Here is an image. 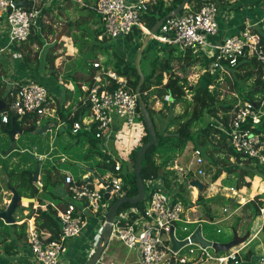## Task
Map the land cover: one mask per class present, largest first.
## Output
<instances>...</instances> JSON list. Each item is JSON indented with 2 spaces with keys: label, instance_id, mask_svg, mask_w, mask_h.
<instances>
[{
  "label": "built area",
  "instance_id": "built-area-1",
  "mask_svg": "<svg viewBox=\"0 0 264 264\" xmlns=\"http://www.w3.org/2000/svg\"><path fill=\"white\" fill-rule=\"evenodd\" d=\"M18 1L0 0V21L4 23L8 41L13 45L29 38L42 16L43 5L51 0H26L29 2L27 6L17 5ZM151 1L95 0L91 8L102 21L104 37L126 38L136 28L145 36L149 29L145 27L143 17ZM219 8L217 0H205L198 8L187 3L181 12H171L164 17L151 39L170 49H175V46L180 52L189 51L192 55H200L203 62L205 60L202 73L229 75L230 69L237 66L240 59L254 58L263 71L264 79V15L255 20L245 18L243 27L237 33L226 35L221 33L218 25ZM93 67L97 71L93 75L92 84L85 89L84 99L89 104V113L81 121L72 124L71 133L75 134L81 127L90 130L94 126L96 139L112 135L121 144V149L113 157H110V152L106 156V162L114 161V171H106L93 178L90 174L92 172L84 173L79 178L70 173L64 175L63 184L68 202L59 213V236L47 241L39 231H29L33 264H65L61 258L66 251L65 240L80 235L89 226L91 216L97 217L98 224L103 227L106 214L113 204L112 199L124 195L123 189L128 187L122 162L129 172L132 171L130 154L134 147L128 148L127 141L134 138L132 135H136L139 128L143 130L138 120L137 94L129 86L125 76L103 68L97 61L93 62ZM8 91L10 99L5 101L4 108L0 111V127L8 122L9 113L18 117L35 114L38 123L40 118L51 116L54 112L49 89L38 81L19 80L13 82ZM233 95L236 101L229 111L227 126L220 129L240 159L255 160L264 165V131H255V127H259L264 118V96L250 101L244 98V93ZM163 99L171 102L168 94ZM114 117L122 121V130L113 129ZM137 137L140 140L141 136ZM123 152L126 153L124 157L120 155ZM192 153L193 158L188 164L196 165V174L204 176L205 161L201 150L192 148ZM154 183L155 181H148L149 186ZM182 214L181 201L174 194L156 187L143 212L131 207L116 210L110 223L108 242L112 238L119 240L124 248L136 253L140 264L240 263L238 253L242 245L226 254H219L210 247L191 242L189 235L193 229H190V221L185 220ZM260 214H264V204L260 207ZM177 224L185 232L182 237L176 234ZM171 231L178 241L187 239V243L173 249ZM219 231L218 229L217 232ZM108 262L109 260L100 258L97 264H109ZM261 263L264 264V259H261Z\"/></svg>",
  "mask_w": 264,
  "mask_h": 264
},
{
  "label": "crops",
  "instance_id": "crops-1",
  "mask_svg": "<svg viewBox=\"0 0 264 264\" xmlns=\"http://www.w3.org/2000/svg\"><path fill=\"white\" fill-rule=\"evenodd\" d=\"M246 1L250 2L251 0ZM50 3L51 2L44 4L43 10L45 9V7L47 8ZM83 4V0H56L55 4L52 5L49 10H45L44 12L42 10V17H46L45 14L49 13L48 23H44V26L39 24L32 30L34 31L33 34L36 33L37 36L40 38L42 42V45L40 46H38L36 42L31 43L29 38L18 45L10 44L7 38V34L2 37V40L0 42V66L2 67V71H0V92H6V90H9L11 88L13 82L19 81L18 79H22L27 76V79L38 81L44 84L49 89L53 98L52 109H54V112L51 113V116L40 118L38 120V123L36 122L37 126H48V129L46 130L44 135H46L48 132H51V141H49V139L44 140V138L42 137L43 134H34L33 136H27L24 135L23 131L21 134L15 135L14 149L10 150L11 148L9 147L7 153L1 155L0 157V161L7 160L8 158L11 159H9V162L7 164H4L6 166L5 169L3 168L4 166L0 164V180L3 183V188L0 186V191L1 189H3L2 191L4 194H0V205H3V207H0L1 209H4L10 201V187L16 188V191L20 196L29 197V191L24 188L22 189L19 187L18 184H15L16 180L12 181V185L7 184V171H19L21 169L26 168L33 170L34 164L30 160L31 156H34L40 159L41 161V167L39 168V172L37 174V183L35 185L38 190L35 196L32 198V201L30 202L31 207L29 206L28 208H26L25 201L19 202L18 207L16 208L13 214L14 222H23L26 224V240L25 238L16 239L13 233L12 237H10L4 243V245H7L9 247L8 251L3 249V245H0V264H8V261L12 262L13 264H33V261L31 259L28 237L29 231H38L35 224V217L33 216V214H35V210L39 205V202L50 203L54 207L61 210L63 203L68 200L67 191L65 185L62 182V178L66 173H70V171L64 170L65 172H60L58 164H60L62 162V159L65 158V154L63 153V151H61V148L62 150L64 149V151H66V142L68 140L72 143H80L78 142V139H82V137H72L70 134H68L69 132L66 130V119H68V116L73 115L76 111L80 109L81 111H83L86 108V102L84 101L86 96L85 89L89 87V85L85 82V76L89 68L88 65L90 63L93 64V62L95 61H98L99 63L101 62L100 64L103 68H105L104 61L108 58L113 59L114 56V50L111 49L110 43L108 42V40L110 39H106L102 35L101 19L95 16V11H93L94 14H92L89 10L83 8ZM249 4H251L249 6L250 9L252 8V11H248L245 14L239 13L241 8L237 10L234 9V7L229 9L228 6L221 7L223 10L219 8L217 20L221 33H224L226 35L237 33L238 30L241 29L240 27H243V22L245 18L255 20L264 15V0H253ZM82 28H85L86 31H83ZM97 29H100L101 32L95 36ZM94 37H97V40H102L101 43L103 45H107L108 50L105 54L96 51V56L90 58L89 55L93 51L87 50L86 48L81 51L80 45H82L83 43L81 44L79 43V41L81 42V40H88V42L91 43ZM135 40L138 39L134 37L132 41L135 42ZM54 44H56L54 47H58L59 55H57L54 50L53 54L57 56L55 57L53 64L48 61L40 62L39 59L41 58V56H43V51L46 48L54 49ZM164 50L166 51L167 47ZM28 52L31 55L30 63H26L23 58V56ZM35 52H38L36 56L38 59V66H36ZM166 52H170V49ZM130 55L131 53L126 56L125 54H123L121 57L129 60ZM107 68L111 69L110 66ZM94 71H97V68L96 70L94 69ZM74 73L76 74L73 78ZM3 84L5 85V88L2 87ZM77 86H79V91L77 90ZM0 101L5 103L1 98ZM122 126V121L117 117H114L113 129L121 128L122 130V128H124ZM10 127H4V124L0 127L3 130V133L7 136L8 142L10 141L8 139L7 133L5 132V129H8ZM16 127L22 129L19 125ZM143 135L144 131L139 128L136 135H132V137L134 138H132L129 142L127 141L128 148L131 149L133 147L136 148V146H139L141 137ZM137 136H141L140 140H138ZM70 138L72 139V141ZM2 143H4L3 140ZM81 144L83 149H85V146H87V148H91V150L96 155H98V153L103 155L105 160L106 156L108 157V152H110V157H113V155H117L118 151L121 149V144L117 143V141H115V138L112 135L103 137L102 139H96L95 142H91L88 140L87 143H84V145L82 142ZM103 149H105V151H103ZM90 155L91 154L89 153V156ZM77 166L82 167L79 164ZM205 166L206 161L205 165H203L204 169L206 168ZM47 172L49 173L50 184H47ZM90 172H93V169ZM224 174L226 180H224V184L222 185L223 189H228L232 192H235V194L231 193V195L233 196L230 197L235 201L234 203L239 204L242 200L241 204L235 205L234 203H232V200H229L227 199L228 197H226V199L233 204V206H231L232 210H230V214L236 215L235 217H241V210L243 204L253 199L256 195L264 193V180L259 176H254L252 179L246 177L245 179L246 181H249L250 186H243L241 188L236 189L234 188V180L231 177H228L226 173ZM256 179L259 181H257V185L256 187H254V182ZM61 183L62 185H59ZM190 187L194 186L190 185ZM261 199L263 200V197ZM238 200L240 201L238 202ZM26 213H30V216L23 218ZM182 217L187 220L183 216V214ZM17 219H19V221H17ZM97 219V217L93 216L90 218L91 222L89 224V227L87 228L89 232H92L94 230L95 225H98ZM244 219H247L246 223L244 222ZM188 220L190 221V223L188 224L190 229L200 228L202 231V235L208 240L222 242L232 240L233 233H229L228 230H223L224 227H222L223 225L221 223L222 220H224L223 218L218 219V223H216L214 220L211 221L218 227V229L222 228V230L220 231L221 239H216L207 236L206 233H204L203 231V225H201V227L200 224H196L192 228L191 225L198 221H193L191 219ZM8 225L9 224H5L4 221L0 219V231H11L12 228ZM263 225L264 214L259 215L252 221H249L248 218H241L240 220H235V222L231 223V225L229 226V229L236 230L238 237L244 236L249 229L253 231V233H251V236L247 237L248 239L246 240V242L242 244V248L238 253L240 262L239 264H262L261 259H264V243L263 239L261 238V233L262 231H264ZM226 228L227 227H225V229ZM240 230L243 231L242 235H240ZM224 231L226 232V234L224 237H222ZM78 237L79 235L76 238L74 237L68 239V241H72L70 243L72 247H74L75 244L76 250L78 248ZM75 248L69 247V250L67 248V250L64 252L65 260L68 262V264H75V258L77 257ZM237 248L238 246H235L232 248V250H235ZM249 249L252 250L251 254L248 258H245V255ZM70 253H73L75 257L73 258ZM103 256H106L105 251ZM113 258V261L115 262L114 264H140L136 253L127 249L122 252H118L117 255L114 254ZM108 263L112 264V261H109Z\"/></svg>",
  "mask_w": 264,
  "mask_h": 264
},
{
  "label": "trees",
  "instance_id": "trees-1",
  "mask_svg": "<svg viewBox=\"0 0 264 264\" xmlns=\"http://www.w3.org/2000/svg\"><path fill=\"white\" fill-rule=\"evenodd\" d=\"M182 1L183 0H152L148 5V9L143 17V23L145 27H147L148 29L153 27V25L157 21L163 19L172 11H174V9H176V7ZM204 1L205 0H189L188 4L193 5L194 8H198L199 5ZM238 1L240 0H218V4L219 7L228 6L229 9L233 7L234 9H237L239 7V4L237 3ZM50 2V5H48L47 8L45 7L43 12L45 10H49V8L55 4L56 0H51ZM83 3V8L89 10L92 14H94V10L91 8V6L95 3V0H83ZM39 24L44 26L42 16L38 21V25ZM82 29L83 31H86L85 28ZM100 32L101 30L97 29L95 36ZM33 33L34 31H32V34H30L29 36L31 43L36 42L38 46L42 45L40 38L36 33ZM140 33V30L136 28L131 34L126 36V39L129 42L134 39V36L140 39V37L142 36ZM96 38L97 37H94L91 43H89L88 40H81V42L79 41V43H83L82 45H80L81 51L84 48L93 51L89 55L90 58L96 56V51L105 54L108 50V46L103 45L101 43L102 40H97ZM55 45L56 44H54L53 47ZM164 47L166 48V46ZM171 50L173 51L172 48ZM144 52H148L147 48L144 50ZM37 53L38 52H35L36 66H38V59L36 57ZM186 53V55L189 56L190 62H192L193 55L189 51H187ZM169 54L173 55L171 52H168V55L165 58L158 60V57H156L152 59L151 70L147 75L144 74L145 80L140 88L142 99L144 100L149 111L156 133V142L148 148L141 161V177L144 181L146 191L145 198L143 201L136 204L123 203L120 205L119 210L131 207L134 209H138L140 212H143L147 206L152 190L156 187H161L164 191L168 192L171 190L174 191V196L181 201L182 205H187L189 203V200L186 201L184 197V194L187 193L186 183L180 184L176 182V185L171 184V180H176V175L175 173H173L174 170L171 169V167L173 166V162L176 158V151L178 149H181L188 141L193 144V147L199 148L204 155L207 152V145H210L209 151H211L212 149H216L214 155L211 153L210 155H205L209 172L213 170L212 166L216 167V170L211 175V180L209 183L214 182L222 172H225L228 177H231L234 180V188L236 189L243 186H250L249 181H246L245 179L246 177L252 179L254 176H259L264 180V165L257 163L255 160L240 159V157L231 149L226 140L225 133L220 129V127L222 126H227L229 111H231L232 106L236 101L234 96L231 97L229 93L225 94L221 98L220 79H223L224 81L229 83V88L232 91L239 93L244 92L245 94L243 96L247 100L253 101L254 99H257V97L260 98L264 96V79L262 78L263 71L258 65L257 61L254 58L246 60L242 58L240 59L237 66L230 69L229 75L225 73L209 74L207 72H204L198 77L195 83L191 84L187 81L186 75L182 76L172 71L171 62L169 61ZM180 54H184V52H180ZM42 55L43 56H41V58L39 59L40 62L48 61L53 64L56 55L53 54L51 48H46L43 51ZM113 55V59L108 58L104 61L105 68L110 66V68L118 75L125 76L128 79L129 86L135 89L139 77L134 67V54L131 61L120 57L115 51ZM30 57L31 55L28 52L23 56L24 61L26 63H30ZM202 64H204V62H202ZM88 66L89 68L86 72L85 82L90 86L93 82V75L96 72L94 71V69L96 70V68L93 67L92 63H90ZM75 74L76 73L73 74V78ZM166 74L168 75V77L167 81L164 82V76ZM248 80H252V82L249 85L248 89H246V82ZM242 86H244L245 88L241 90ZM8 92L9 91L6 90L5 94L3 95L4 97L0 96V98L4 102L10 99L8 98ZM187 92H189L190 94L189 98H186ZM165 94L170 95L171 102H167L163 99ZM155 99H158V101L162 103L161 109L157 111H155L151 107L153 102H155ZM178 103H180L183 107L182 114L178 118H170L168 124L165 125L162 130L158 129L155 125L153 114L162 113V110L165 109L172 115V111L175 105ZM88 105L89 104H86L87 109L85 108L83 111H81L80 109L73 115L68 116V119H66V130L72 137H85L89 141L95 142L96 138L94 135V126H92L90 130H85L83 127H81V129H79L75 134L71 133L72 124L75 121H81L82 117H84V115L88 113ZM137 111L139 113L138 120L143 128L144 135L141 137V144L131 151L130 163L132 168H134L137 150L143 143L149 140L147 128L145 126V123L143 122L138 106ZM205 115L209 116V120H202ZM11 120L14 121L15 126L19 125L24 132H33V130L37 126V116L35 114H26L18 117L16 114L9 113L8 122L4 124V127H10L12 122ZM172 124L177 125L173 130L170 129L172 127ZM195 125L197 126L195 127ZM194 127L195 129H193ZM260 130L264 131V118L262 119L259 127H255V131ZM229 154L232 156L234 155L237 158L236 164L230 165L231 163L229 161ZM216 156H218V159L216 158ZM0 164L4 166V169L6 168L2 161H0ZM102 167L106 171H114V161L111 160L106 162L104 160L102 162ZM46 174L48 177L47 184H50L49 173L47 172ZM103 174L104 173L92 175L91 178H93V176ZM170 175L172 176L169 177ZM6 179L7 184L9 185H12V181L16 180L15 184H18L20 188H24L29 191V198H33L37 193L38 188L35 186L32 180V169L26 168L19 171H7ZM63 180L64 176L62 178V182ZM148 181H155V183L154 185L149 186ZM257 181L259 180H255V186L257 185ZM136 192V180L134 176V169H132V171L128 173V187H125L123 189V193L126 196H134ZM262 197L263 200L261 199ZM116 199L117 197H114L112 199V203H114ZM221 199L222 202L227 201L226 197L224 198L222 196ZM67 202L68 200L63 203L62 209L65 207ZM263 204L264 193L256 195L253 199L243 204L241 210L243 212V215L241 217H237V220H240L241 218H248L249 221H252L256 217L261 215L260 207ZM25 205L26 208H28L29 206L31 207L30 202H25ZM59 210L60 209L54 207L50 203L39 202V205L35 210V214H33L38 231L41 233L42 238L47 241L57 239L59 236ZM29 216L30 213H26L23 218ZM17 221H19V219H17ZM8 226L12 228L11 231H0V245H3V249L7 251L9 250V247L7 245H4V243L10 237H12L13 233L16 239L25 238L26 240L25 223L14 222L12 224H9ZM251 251V249L247 251L245 258L249 257ZM8 264L13 263L8 261Z\"/></svg>",
  "mask_w": 264,
  "mask_h": 264
},
{
  "label": "rangeland",
  "instance_id": "rangeland-1",
  "mask_svg": "<svg viewBox=\"0 0 264 264\" xmlns=\"http://www.w3.org/2000/svg\"><path fill=\"white\" fill-rule=\"evenodd\" d=\"M252 1L253 0H251L250 2H247L246 0L238 1L239 7L237 9L241 8L239 13L245 14L248 11H252V8L250 9V6H249V5H251L249 3H251ZM220 9L223 10L221 7H220ZM220 13H221V11H220ZM45 16L46 17H44V16L42 17L43 23H48L49 13L45 14ZM95 16L99 17V15L97 13H95ZM62 19H63V14H62ZM62 25H63V23H62ZM5 34H6V31L4 28V23L0 21V42L2 40V37L5 36ZM104 38L108 39L107 37H104ZM143 38H144V36H141L140 39L135 40V42H132V41L129 42L125 37L121 36L118 38H111L110 40H108V42L110 43L111 49H113L115 52H117V54L120 57L123 54H125V56H126V55H129L131 53V55L129 56V60L131 61V59L133 58V54L135 57V53H136L135 51L139 48ZM152 42H153V40L151 39L147 45V51L148 52H144V54L141 58V61H140L141 71L145 75H147L151 70L152 59H154L156 57H158V60L165 58L168 55V53L166 51H169V49H170L167 47V50L165 51L164 46H166V45H164L162 43H157L155 41L153 43ZM173 47L175 48V49H173V51L170 49V52L173 55L169 54V61L171 62L172 71L179 74V75H182V76L186 75L187 81L189 83H192V84L195 83L197 81L198 77L202 74V69L205 65V60H204V65L202 66L203 59H201V56L200 55H193L192 62H190L189 56L186 55L187 53L180 54V52L178 51V48L175 46H173ZM51 49L53 52L55 50L57 55H59L58 54V47L57 48L54 47V49L53 48H51ZM0 71H2V67L0 68ZM167 77H168V75L166 74L164 76V82L167 81ZM27 78L28 77L25 76L24 78L18 79V80L29 81V79H27ZM251 82H252V80H248L246 82V84H247L246 89H248ZM5 84H6V81H5ZM72 84H73V82H72ZM6 86H9V85H6ZM2 87L5 88V85L3 84ZM244 88L245 87L242 86L241 90ZM77 90L79 91V86H77ZM220 91H221V98L227 93H229L231 97L234 96L233 95L234 93L240 94L239 92L232 91L229 88V83H227L223 79H220ZM4 94H5V91L0 92L1 96ZM189 96H190V94H189V92H187L186 98H189ZM151 107L155 111H157V110L161 109L162 103H160L158 101V99H155V102H153ZM182 112H183V107L181 106L180 103H178L175 105V107L172 111V115H171V113H168L165 109L162 110V113H154L153 118H154L155 125L157 126L158 129L162 130L164 128V126L168 124L170 118H178L182 114ZM207 119L209 120L208 115H205L202 118V120H204V121H206ZM176 126H177L176 124H172V127L170 129L173 130L176 128ZM196 126L197 125H195V127ZM195 127L193 129H195ZM124 131L126 132L127 128H125ZM24 135L33 136L34 134L30 131H25ZM42 137L44 138V140L49 139V141H51V139H50L51 132H48L46 135H43ZM8 139H9V137H8ZM2 140L4 141V143H2ZM71 141H72V139H71ZM87 141H88L87 138L82 137V139H78V142H80V143H72L69 140L66 142V144H67L66 145V151H64V149L62 150V148H61V151H63V153L65 154V158L62 159V162L60 164H58V166L60 168V172L63 173V172H65L64 170L70 171V173L75 178H79L84 173H90L89 169H93V172L90 173L91 175H96L99 173H105L106 172V170H104L102 167V162L105 160L103 155H101V154L96 155L91 150V148H87V146H85V149L82 148L81 142L84 145V143H87ZM140 144L141 143H139V145ZM207 146H208L207 147L208 153L206 152L205 155H207V154L210 155V153L214 155V152L216 151V149H212L211 151H209L210 145H207ZM9 147H10V142L7 141V136L3 133V130L0 128V157H1V155L7 153V151L9 150ZM191 147H193V144L190 141H188L181 149H178L176 151V158L174 160V165L171 167V169L174 170L173 173H175V175H176V178H175L176 180H171V182H172L171 184L176 185L175 184L176 182H178L180 184L186 183L187 193L184 194V197H185L186 201L189 200V203L187 205L183 206V216L187 220L191 219L193 221H198V222L191 225L192 228L196 224H200V226L203 225V231H204V233H206L207 236L213 237L216 239L217 238L221 239L220 231L222 230V228H219L220 231L217 232L216 230L218 229V227L211 221L214 220L216 223H218V219L223 218L224 220H222V222H221L223 225L222 227H224L223 230H228L229 233H233L234 229L233 230L229 229L230 228L229 226L231 225V223H233V222H235V220H237V217H235L236 215L230 214V212H231L230 210H232L231 206H233L232 203H234V202L231 203L228 200L225 202H222L221 197H222V195H224L223 196L224 198L228 197L227 199L230 200V197L233 196V195H231V193L235 194V192H232L228 189L227 190L223 189L222 185L224 184V180H226L225 174H224L225 172H222L220 174V176L218 178H216V180L214 182L209 183L211 180V175L216 170V167L212 166L213 170L211 172H209V170L207 168V161L205 159L204 154H202V156L204 158V161H206V166H205L206 167L205 168L206 173L204 176H199L198 174H196V165H189L188 164L189 160H191L193 158L192 157L193 153H192ZM89 153L91 154L90 156H89ZM120 155L122 157H124L126 155V153L123 152V153H120ZM216 158L218 159V156H216ZM9 159L10 158H8L7 160H3L2 163L7 164L9 162ZM236 159L237 158L234 155L233 156L230 155V157H229V161L231 163L230 165L236 164ZM125 162H126V160L124 161V163ZM78 164L81 165L82 167L77 166ZM122 165H123L124 176H125L126 180L128 181L129 171L127 170V168L123 164V162H122ZM171 176L172 175H170L169 177H171ZM192 179H198L201 182L205 183V188L203 190L199 191L196 187H190L189 182ZM59 185H62V183ZM0 186L3 188V183L1 182V180H0ZM254 187H256L255 182H254ZM2 190L3 189H1L0 194L4 195ZM166 192H168V191H166ZM173 192L174 191L171 190L168 193L173 194ZM62 199H63V197H62ZM50 201H52V200H50ZM239 201L240 200H238V202ZM241 201L239 204H241ZM234 204L236 205L238 203H234ZM0 207H3V205H0ZM224 207H226V209ZM239 211H240V209H239ZM241 215H243V212ZM225 217H227V218H225ZM89 222H90V220H89ZM244 222L246 223L247 219H244ZM93 223H94V221H93ZM197 226H199V225H197ZM225 227H227V228L225 229ZM87 228L81 233V236L79 235V237H78V240H77L78 248H77V250L75 248V244H74V247L71 246L70 243L72 241H68V239L65 240V249L66 250H67V248L69 250V247L75 248V251L77 254V257L75 258V264H86V262L88 260L87 258L89 256L90 252L93 250L98 239L100 238V234L102 231V227L100 224L95 225L94 230L92 232H89V230ZM240 231H241L240 235H242L243 231L242 230H240ZM246 233H248L247 237H250L251 233H253V231H251V229H249L248 232H246ZM176 234L179 237H182L185 234V232L181 231L179 224L176 225ZM225 234H226V232L224 231V233L222 234V237H224ZM261 238L263 239V243H264V231H262V233H261ZM240 245H242V244H240ZM240 245H238V247ZM125 249L126 248L123 247V245L121 244V242L119 240H117L116 238H112L111 241L108 242L107 248L105 250L106 256H103V259H105V261H107V260H109L110 262L112 261V264H114L115 263L113 261L114 260V258H113L114 254L117 255L118 252H120V251L122 252ZM230 250H232V248ZM75 251H71V252H75ZM228 251H226V252H228ZM226 252H220L219 251L218 253L219 254H226ZM70 254L73 258L75 257V255H73V253H70ZM64 255L65 254L63 253L61 258L65 264H68V262L65 260ZM206 264H211V262H207Z\"/></svg>",
  "mask_w": 264,
  "mask_h": 264
},
{
  "label": "water",
  "instance_id": "water-1",
  "mask_svg": "<svg viewBox=\"0 0 264 264\" xmlns=\"http://www.w3.org/2000/svg\"><path fill=\"white\" fill-rule=\"evenodd\" d=\"M189 2V0H183L177 7L172 11L173 13H179L183 10L184 6ZM17 5H29V3L26 0L18 1L16 2ZM169 15V14H168ZM167 15V16H168ZM163 19H160L157 21L153 27H151L148 31V33L145 34L144 38L141 41V44L139 48L136 51L135 58H134V67L137 72V75L139 77L137 85L135 86V92L137 94V100H138V108L139 112L142 116L143 122L145 123V126L147 128V132L149 135V140L145 143H143L139 149L137 150L136 156H135V164H134V176L136 180V186H137V192L134 196H126V195H120L117 197L115 202L110 206L106 217H105V224L102 227V231L100 234V238L98 239L94 251L90 253L88 260L86 264H97L98 260L100 258L103 259V253L105 251L107 242H108V237L110 233V223L113 221L114 214L116 210L120 207L121 204L123 203H130V204H136L138 202H141L145 198V184L144 181L141 177V161L143 158V155L146 153L148 148L152 146L156 142V133H155V128L153 121L151 119V116L149 114V111L146 107V104L144 100L142 99L141 93H140V88L145 80V75L141 71L140 68V61L142 58V54L144 50L147 48V45L149 41L152 38V34L157 31L159 26L161 25ZM4 108V103L0 101V111ZM48 129L47 125L44 126H36V128L33 130V134H45L46 130ZM5 132L7 133L9 140H10V150H13L15 147V135L16 134H21L23 132V129L17 128L14 124V121L12 120L11 127L8 129H5ZM31 161L34 163V168L32 170V180L34 184L36 185L37 183V174L39 172V168L41 167V161L40 159L31 156L30 157ZM92 169H90L91 171ZM189 184L191 186L196 187L199 191L203 190L205 187V184L201 182L198 179H192ZM11 191V198L9 203L4 209H0V219L4 221L5 224H12L14 222L13 214L18 207L19 202H31L32 198L29 197H23L18 194L16 191V188L10 187L9 188ZM106 197L108 196L107 194L105 195ZM232 202H235L232 198H230ZM247 235L248 233H245L244 236L238 237L237 233L235 230H233V237L232 240L226 241V242H221V241H212L206 239L202 235V231L200 228L194 229L191 234L189 235V240L194 243H198L203 247H210L212 248L215 252H226L230 250L231 248L238 246L240 244H243L247 240ZM170 239L172 243V248L177 249L183 244L187 243V239L178 241L172 231L170 233Z\"/></svg>",
  "mask_w": 264,
  "mask_h": 264
}]
</instances>
